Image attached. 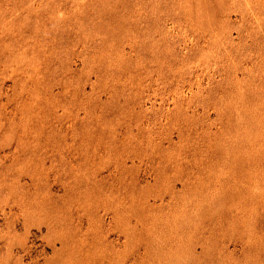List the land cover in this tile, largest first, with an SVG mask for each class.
Wrapping results in <instances>:
<instances>
[{
	"label": "rangeland",
	"instance_id": "1",
	"mask_svg": "<svg viewBox=\"0 0 264 264\" xmlns=\"http://www.w3.org/2000/svg\"><path fill=\"white\" fill-rule=\"evenodd\" d=\"M0 264H264V0H0Z\"/></svg>",
	"mask_w": 264,
	"mask_h": 264
}]
</instances>
